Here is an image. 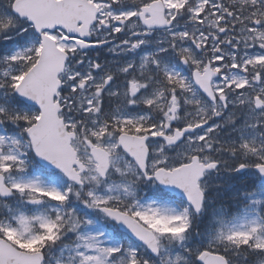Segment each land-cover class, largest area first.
I'll return each mask as SVG.
<instances>
[{
	"label": "snow or ice",
	"instance_id": "6c2138e0",
	"mask_svg": "<svg viewBox=\"0 0 264 264\" xmlns=\"http://www.w3.org/2000/svg\"><path fill=\"white\" fill-rule=\"evenodd\" d=\"M0 264H264V0H0Z\"/></svg>",
	"mask_w": 264,
	"mask_h": 264
}]
</instances>
